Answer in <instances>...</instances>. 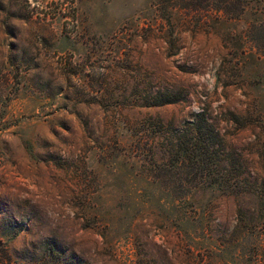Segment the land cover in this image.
<instances>
[{
    "label": "rangeland",
    "instance_id": "rangeland-1",
    "mask_svg": "<svg viewBox=\"0 0 264 264\" xmlns=\"http://www.w3.org/2000/svg\"><path fill=\"white\" fill-rule=\"evenodd\" d=\"M197 3L0 0V264H264V0Z\"/></svg>",
    "mask_w": 264,
    "mask_h": 264
},
{
    "label": "trees",
    "instance_id": "trees-1",
    "mask_svg": "<svg viewBox=\"0 0 264 264\" xmlns=\"http://www.w3.org/2000/svg\"><path fill=\"white\" fill-rule=\"evenodd\" d=\"M191 4L198 8L197 0H190ZM238 3V6H237ZM212 10H218L219 12H224L226 15H236V14H242L248 7V0H223V5L219 7H214L213 5H209ZM197 10V9H195ZM264 21H257L253 24L255 27H263ZM264 28V27H263Z\"/></svg>",
    "mask_w": 264,
    "mask_h": 264
}]
</instances>
